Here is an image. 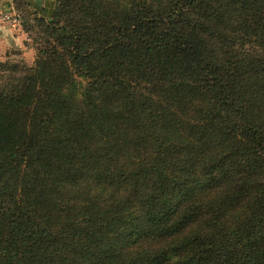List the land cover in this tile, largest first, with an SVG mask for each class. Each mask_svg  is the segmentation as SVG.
Returning a JSON list of instances; mask_svg holds the SVG:
<instances>
[{"label":"trees","instance_id":"obj_1","mask_svg":"<svg viewBox=\"0 0 264 264\" xmlns=\"http://www.w3.org/2000/svg\"><path fill=\"white\" fill-rule=\"evenodd\" d=\"M20 1L0 264H264V0Z\"/></svg>","mask_w":264,"mask_h":264},{"label":"rangeland","instance_id":"obj_2","mask_svg":"<svg viewBox=\"0 0 264 264\" xmlns=\"http://www.w3.org/2000/svg\"><path fill=\"white\" fill-rule=\"evenodd\" d=\"M16 1L17 0L14 1V6L17 14L20 17L22 30V21H24L28 23L30 32H25V30H23V33L25 34V40L22 42V46L24 48L23 53L21 52L22 54L19 55V53L17 54L15 52H12L11 54H8L7 52L5 53V55L2 54L4 55V58L2 60L0 59V62L18 63L23 67L30 68L33 67L34 61L37 56V49L39 48V44L35 43L38 29L36 28V23L33 22V19L35 17V15L33 14L34 10L26 6L23 1ZM17 49L20 50V48L18 47L12 49V51H17Z\"/></svg>","mask_w":264,"mask_h":264},{"label":"crops","instance_id":"obj_3","mask_svg":"<svg viewBox=\"0 0 264 264\" xmlns=\"http://www.w3.org/2000/svg\"><path fill=\"white\" fill-rule=\"evenodd\" d=\"M11 3L12 0H0V13L4 12ZM24 40L25 34L23 33L21 26L18 28H9L0 23V59L2 60L7 52L8 54H11L12 52L19 53V55L22 54L24 49L22 42ZM18 47L20 50L17 49V51H12V49Z\"/></svg>","mask_w":264,"mask_h":264},{"label":"built area","instance_id":"obj_4","mask_svg":"<svg viewBox=\"0 0 264 264\" xmlns=\"http://www.w3.org/2000/svg\"><path fill=\"white\" fill-rule=\"evenodd\" d=\"M0 23L9 28H18L21 26L20 17L12 3L4 12L0 13Z\"/></svg>","mask_w":264,"mask_h":264},{"label":"water","instance_id":"obj_5","mask_svg":"<svg viewBox=\"0 0 264 264\" xmlns=\"http://www.w3.org/2000/svg\"><path fill=\"white\" fill-rule=\"evenodd\" d=\"M39 0H36V2H38ZM18 54V53H17Z\"/></svg>","mask_w":264,"mask_h":264}]
</instances>
